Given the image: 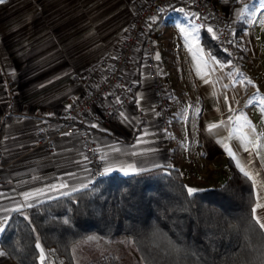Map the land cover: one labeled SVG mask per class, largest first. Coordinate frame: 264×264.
Listing matches in <instances>:
<instances>
[{"label":"crops","instance_id":"1","mask_svg":"<svg viewBox=\"0 0 264 264\" xmlns=\"http://www.w3.org/2000/svg\"><path fill=\"white\" fill-rule=\"evenodd\" d=\"M136 1L4 0L0 3V216L10 217L23 202L25 192L45 190L38 197L41 201L88 183L89 167L75 136L58 139L52 152L32 147V143L43 120L61 119L81 95V85L72 75L117 52L119 41L133 20ZM241 3L242 0H234L224 5L235 26L242 23ZM182 12L185 11L171 8L153 24L159 45L158 70L169 93L170 130L160 125L154 106L153 81L139 55L128 70L134 91L133 100L124 112L127 119L120 117L108 125L95 121L93 130L98 147L102 154L109 153V160L117 168L121 163L134 164L137 168L156 164L179 167L188 186L196 189L217 187L225 182L232 161L239 170L244 167L253 175L255 204H264L261 189L264 148L251 154L245 151L239 140L229 138L232 126L208 130L209 125H219L233 116L228 110L231 103L237 113L242 112L255 125L258 133H264V116L257 107H245L257 90V103L264 98L263 65H260L264 61L263 51L256 43L252 42V47L240 37L241 62L235 67L227 57L210 52L202 41L200 27L199 45L224 67L217 65L216 71L205 75L207 69L200 65L198 74V60L189 50L190 47L195 50V41L186 45L184 33L176 25L187 26L189 20L199 24L192 13L185 12L189 18L178 17ZM236 70L254 86L234 83ZM138 137L142 143H137ZM260 143L264 144V140ZM113 145L121 152H110L107 146ZM133 151L137 155H132ZM114 172L123 174L118 170L111 173ZM64 182L68 187L59 188ZM51 185L59 190L47 191ZM256 214L264 216V208H257ZM0 250L4 251L1 244ZM0 264L16 262L6 253L0 256Z\"/></svg>","mask_w":264,"mask_h":264},{"label":"trees","instance_id":"2","mask_svg":"<svg viewBox=\"0 0 264 264\" xmlns=\"http://www.w3.org/2000/svg\"><path fill=\"white\" fill-rule=\"evenodd\" d=\"M240 25L235 26L237 38ZM207 28L200 29L203 43L212 54L227 57ZM162 166L139 175L109 173L86 189L14 211L0 237L4 252L16 264H39L38 237L48 257L45 264H123L114 253L85 254L86 243L80 242L96 233L102 238L129 236L142 264H148L144 257L153 264H233L257 257L261 240L249 227L255 204L252 182L232 161L225 182L193 197L187 195L181 169ZM163 237L185 251L161 254L157 245L163 247Z\"/></svg>","mask_w":264,"mask_h":264},{"label":"built area","instance_id":"3","mask_svg":"<svg viewBox=\"0 0 264 264\" xmlns=\"http://www.w3.org/2000/svg\"><path fill=\"white\" fill-rule=\"evenodd\" d=\"M234 0H137L135 14L119 41L114 55L102 57L96 64L81 73H74L73 80L81 85L82 93L68 107L61 119H45L37 131V139L32 147L54 151L57 140L65 136H75L81 143L89 167L88 186H93L104 175V162L95 139L93 123L99 121L108 125L119 121L133 99V81L128 76L136 57L141 55L148 76L153 81L154 106L161 127L169 131L171 111L169 93L165 81L159 74L157 50L158 43L153 28L154 21L163 17L174 7L196 14L197 23L213 29L219 49L235 67L240 65L235 25L230 21L224 5ZM198 16V18H197ZM228 41H233L228 43ZM225 49L227 51H225ZM119 99V102L117 100ZM91 181V182H90ZM90 182V183H89Z\"/></svg>","mask_w":264,"mask_h":264},{"label":"snow or ice","instance_id":"4","mask_svg":"<svg viewBox=\"0 0 264 264\" xmlns=\"http://www.w3.org/2000/svg\"><path fill=\"white\" fill-rule=\"evenodd\" d=\"M4 0H0V3H3ZM259 8L264 9V0H259ZM245 10L247 11V6H245ZM183 11V10H181ZM257 9L252 8L251 11L248 12L250 17H253L256 15ZM261 16H264V12L260 13ZM193 16H196V14H193ZM198 18V16H197ZM154 22L156 21V17L151 18ZM255 22V21H254ZM262 24H264V19L260 21ZM178 27L179 31L181 33H184L185 37V43L186 45H190L192 41H195V45L193 46L195 50L193 51L192 47H190V51H192V55L194 59L198 60V65H197V70L198 74L200 71V65H202L207 71L204 73L205 75H208L211 72L216 71V66L219 65L220 68L222 69L224 65L220 63L214 56L211 55L210 52H205L202 46L199 45V36H198V31L201 26L196 25L189 20L187 22V26L185 25H176ZM207 31L209 33H213V29L211 27L207 28ZM215 38V34H213ZM233 41H228V43H232ZM225 51H227L225 49ZM156 59H159V54H157ZM14 74V73H13ZM230 76L232 73L229 74ZM207 82V81H206ZM238 82L241 86H246V85H253V82L246 78L243 77L241 73H239L238 70L235 72V80L234 83ZM43 86V85H42ZM254 86V85H253ZM225 87H228V85H225ZM259 96L258 90L253 94V97L250 98L246 104L245 107L249 106H254L257 107L258 110L261 112V115L264 116V98H261L259 102L257 103V97ZM227 99V98H226ZM119 102V99L117 100ZM235 103H239L238 101H235ZM137 104H139V100H137ZM70 107V106H69ZM228 110L229 112L233 113V116H230L228 118V121H221L220 124H211L208 126V130L210 132L218 129L219 127L223 126L226 129L229 126H232L233 132L232 135L229 138H235L239 140L241 146L244 148L245 151H249L250 154L252 153L253 150H258L260 148H264V144H261L260 141L264 140V133H258L256 130L255 125L251 123L247 119L246 116L243 115V113H237L236 109L233 107V105L230 103L228 105ZM121 117H124V113H120ZM126 120L127 117H124ZM242 121V122H241ZM92 127H96V125H92ZM143 141L138 137L137 138V143H142ZM109 148V151L112 153H120L121 149L118 146H107ZM135 147V146H132ZM225 148L228 151L230 156H233L235 159V154L232 152L231 148L228 147L227 144H225ZM127 151V150H125ZM132 155H137L136 152H132ZM256 154L259 155V151H256ZM85 160L88 158L85 156ZM101 161L104 162V168L103 172L100 173V175H108L109 173L113 172L114 170H118L123 172L124 175H139L142 172L149 171V169L146 168H137L134 164H123L121 163L119 167H115V164L113 161L109 160V153L105 152L100 156ZM264 162V161H262ZM237 166L240 167L239 162L237 163ZM154 167H164L162 165L156 164ZM171 167V166H167ZM240 171L243 173V175L248 178L249 180H253V183H255L253 175L249 172L246 171L244 167H240ZM170 174V173H168ZM69 175H74V174H69ZM91 182V181H90ZM89 182V183H90ZM67 182H64L60 184L59 188H67ZM81 188L86 189L88 188V184H82ZM81 188H76L73 187L71 189V192H76L80 191ZM188 197H193L196 193L199 191H202L201 189H196L189 187L187 185L184 186ZM261 189L264 190V184L261 185ZM59 189L57 188L56 185H51L47 191H58ZM45 194V190H37L36 192H25L23 193V202L20 204L19 207L14 209L17 212H20L22 208L25 207H33V203H30V201L35 200L36 203H40L41 201L38 199L39 196H42ZM61 195L68 196L70 195V192H62ZM48 199H52L53 197L48 196ZM259 199V198H258ZM257 208H264V204H261L257 202L255 206L252 208V215H251V220H250V230L257 233L260 237L261 244L258 246V255L254 260H235L233 261V264H264V216H258L256 214ZM4 212H7L8 209H2ZM25 219L27 220L28 217L25 215ZM8 220L9 217L7 215L0 216V233H3L7 226H8ZM29 223H31L29 221ZM65 224H69L70 221L68 219H65L63 221ZM235 227V226H233ZM33 231H35L33 229ZM162 236V234H161ZM91 242H99V238L97 237H88L87 240L81 241L80 243H91ZM162 243L163 247H160V245H157L158 248H160L161 254L165 255L166 257H172V256H178L181 252H184L185 250L182 249L179 245H177L175 242L167 239L166 237L162 238ZM79 247V244L77 245ZM35 249L38 250V262L39 264H45V261L47 260V255L45 254V251L43 247L41 246L39 242V238L37 237V241L35 243ZM6 253L2 250H0V256H4ZM73 258H75V248L73 249ZM143 259L148 261V264H153V261L148 258L144 257ZM49 264H54V262H49ZM169 264H172V261H169Z\"/></svg>","mask_w":264,"mask_h":264},{"label":"rangeland","instance_id":"5","mask_svg":"<svg viewBox=\"0 0 264 264\" xmlns=\"http://www.w3.org/2000/svg\"><path fill=\"white\" fill-rule=\"evenodd\" d=\"M241 4L243 5V9L241 10L242 25H240L242 26V31L237 38V47L238 40L242 38L251 46L252 42L256 43L259 46V50L263 51L264 54V24L260 22L262 19H264V16L260 15L261 12H264V9L259 8V0H242ZM245 6H247V11L245 10ZM252 8H256L257 12L255 16L250 17L248 12L251 11ZM178 17L189 18L185 12L180 13ZM157 54H159V47ZM261 62L264 63L263 60ZM262 63L260 64L261 66L263 65L261 72L264 74V64ZM90 236L99 238V242L86 243V245L83 247L85 254L90 255L97 253H114L119 257L123 264H142V260L134 248L133 241L129 236L119 235L114 238H102L96 233H92Z\"/></svg>","mask_w":264,"mask_h":264}]
</instances>
